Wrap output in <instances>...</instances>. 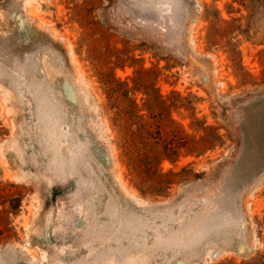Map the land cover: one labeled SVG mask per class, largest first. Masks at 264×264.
Listing matches in <instances>:
<instances>
[{"label":"rangeland","instance_id":"obj_1","mask_svg":"<svg viewBox=\"0 0 264 264\" xmlns=\"http://www.w3.org/2000/svg\"><path fill=\"white\" fill-rule=\"evenodd\" d=\"M114 79L175 161L128 163ZM0 264H264V0H0Z\"/></svg>","mask_w":264,"mask_h":264},{"label":"trees","instance_id":"obj_2","mask_svg":"<svg viewBox=\"0 0 264 264\" xmlns=\"http://www.w3.org/2000/svg\"><path fill=\"white\" fill-rule=\"evenodd\" d=\"M111 108L115 109L114 120L116 126L123 134V149L127 156L128 163L137 164L142 159H147V154L140 152V147L147 150L148 135L151 134L153 127L161 136V130H165L167 144L164 147V158L175 161L178 157L179 150L184 145L181 138L178 137L179 123L171 116V109L178 108L168 97L161 95L157 90L152 93L147 91L145 99L138 104L130 96L131 92L137 90L129 87L127 83L114 79L107 84ZM120 92V95L118 93ZM163 127V128H162ZM192 152V151H188ZM194 152V151H193ZM200 154L197 152V155ZM162 175V174H158Z\"/></svg>","mask_w":264,"mask_h":264}]
</instances>
